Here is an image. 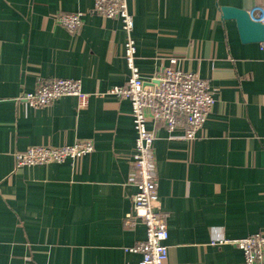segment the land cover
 <instances>
[{"label": "crops", "instance_id": "0c3cea01", "mask_svg": "<svg viewBox=\"0 0 264 264\" xmlns=\"http://www.w3.org/2000/svg\"><path fill=\"white\" fill-rule=\"evenodd\" d=\"M94 0H0V264H139L125 248L145 237L126 225L137 187L128 99L105 94L128 79L126 34ZM257 15L264 0H128L145 77L171 57L208 79L215 105L193 140L151 117L159 196L168 216L167 264H245L234 242L264 232V42H243L220 8ZM84 13L69 33L55 19ZM54 77L82 81L85 108L64 96L44 108L19 99ZM104 93V94H103ZM91 139L75 165L17 168L31 145ZM216 241L217 243H213Z\"/></svg>", "mask_w": 264, "mask_h": 264}, {"label": "built area", "instance_id": "2783aa9c", "mask_svg": "<svg viewBox=\"0 0 264 264\" xmlns=\"http://www.w3.org/2000/svg\"><path fill=\"white\" fill-rule=\"evenodd\" d=\"M92 10L106 18L118 19L126 34L124 59L129 71L124 84L110 87L105 94L128 99L132 107V120L136 131L131 158L133 180L137 187L132 195V209L126 214L125 224L141 222L145 237L125 248L140 253L139 264H167L169 259L168 216L159 196V176L155 153V131L148 127V119L161 123L169 131L183 127L185 138L193 140L205 125L216 99L208 79L179 66V59L171 57L169 64L161 66L153 75L145 77L137 64V45L134 38V14L128 0H94ZM264 23V6L257 14ZM84 13L61 12L56 21L69 33H76L83 25ZM104 94V93H103ZM64 96H75L81 108L87 107L91 94L83 90L82 81L75 78L54 77L40 81L33 91L19 98L32 108L50 106ZM91 139H78L62 145H31L15 153L17 168L70 162L75 165L94 151ZM242 250L245 264H264V232H255L234 240ZM213 243H217L213 241Z\"/></svg>", "mask_w": 264, "mask_h": 264}, {"label": "water", "instance_id": "95a60500", "mask_svg": "<svg viewBox=\"0 0 264 264\" xmlns=\"http://www.w3.org/2000/svg\"><path fill=\"white\" fill-rule=\"evenodd\" d=\"M220 10L224 19L236 21L243 42H264V23L254 11L227 5Z\"/></svg>", "mask_w": 264, "mask_h": 264}]
</instances>
